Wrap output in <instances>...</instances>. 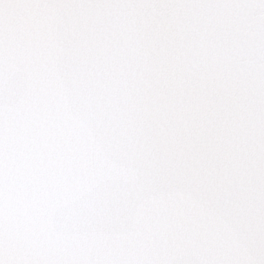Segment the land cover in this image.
<instances>
[{
  "label": "snow or ice",
  "instance_id": "6c2138e0",
  "mask_svg": "<svg viewBox=\"0 0 264 264\" xmlns=\"http://www.w3.org/2000/svg\"><path fill=\"white\" fill-rule=\"evenodd\" d=\"M0 264H264V0H0Z\"/></svg>",
  "mask_w": 264,
  "mask_h": 264
}]
</instances>
